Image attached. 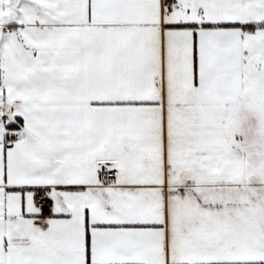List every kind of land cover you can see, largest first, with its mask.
Returning <instances> with one entry per match:
<instances>
[{
	"label": "snow or ice",
	"instance_id": "obj_1",
	"mask_svg": "<svg viewBox=\"0 0 264 264\" xmlns=\"http://www.w3.org/2000/svg\"><path fill=\"white\" fill-rule=\"evenodd\" d=\"M0 264H264V0H0Z\"/></svg>",
	"mask_w": 264,
	"mask_h": 264
}]
</instances>
